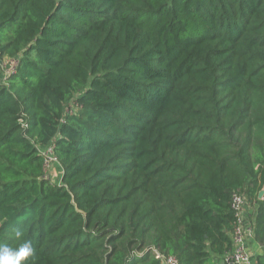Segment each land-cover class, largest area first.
Returning a JSON list of instances; mask_svg holds the SVG:
<instances>
[{"label": "trees", "instance_id": "obj_1", "mask_svg": "<svg viewBox=\"0 0 264 264\" xmlns=\"http://www.w3.org/2000/svg\"><path fill=\"white\" fill-rule=\"evenodd\" d=\"M262 190L264 0H0V245L31 241L22 264L223 262L236 194L264 264Z\"/></svg>", "mask_w": 264, "mask_h": 264}, {"label": "built area", "instance_id": "obj_2", "mask_svg": "<svg viewBox=\"0 0 264 264\" xmlns=\"http://www.w3.org/2000/svg\"><path fill=\"white\" fill-rule=\"evenodd\" d=\"M16 61L8 62L6 74L13 71ZM44 159V169L47 164L57 163L49 145L41 150ZM231 209L235 215V225L232 235V249L224 256L223 264H253V255L250 253L248 244L252 240L251 212L253 206L241 195H234L231 200ZM260 248V247H259ZM162 264H179L173 257L162 259Z\"/></svg>", "mask_w": 264, "mask_h": 264}, {"label": "clouds", "instance_id": "obj_3", "mask_svg": "<svg viewBox=\"0 0 264 264\" xmlns=\"http://www.w3.org/2000/svg\"><path fill=\"white\" fill-rule=\"evenodd\" d=\"M12 232L16 239L23 236V230L13 226ZM34 253L31 241H25L18 248H13L8 245H0V264H22Z\"/></svg>", "mask_w": 264, "mask_h": 264}, {"label": "rangeland", "instance_id": "obj_4", "mask_svg": "<svg viewBox=\"0 0 264 264\" xmlns=\"http://www.w3.org/2000/svg\"><path fill=\"white\" fill-rule=\"evenodd\" d=\"M8 65V63H7ZM46 148V147H45ZM43 148V149H45ZM45 171H46V177L51 180L52 183H58L59 182V174H60V169L57 164L51 163L47 164L45 166Z\"/></svg>", "mask_w": 264, "mask_h": 264}, {"label": "crops", "instance_id": "obj_5", "mask_svg": "<svg viewBox=\"0 0 264 264\" xmlns=\"http://www.w3.org/2000/svg\"><path fill=\"white\" fill-rule=\"evenodd\" d=\"M248 248H249V251L252 255L256 254V253H260L261 252V248L259 247H254V246H251V244H248ZM215 264H223L222 261H219L218 259L214 260Z\"/></svg>", "mask_w": 264, "mask_h": 264}, {"label": "water", "instance_id": "obj_6", "mask_svg": "<svg viewBox=\"0 0 264 264\" xmlns=\"http://www.w3.org/2000/svg\"><path fill=\"white\" fill-rule=\"evenodd\" d=\"M263 194H264V190L260 191V192L258 193V198L261 199L262 196H263Z\"/></svg>", "mask_w": 264, "mask_h": 264}]
</instances>
